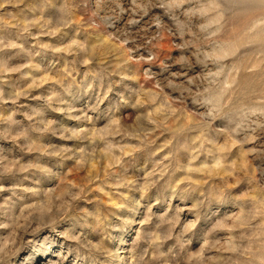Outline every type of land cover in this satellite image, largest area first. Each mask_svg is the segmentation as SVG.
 <instances>
[{
	"label": "rangeland",
	"instance_id": "rangeland-1",
	"mask_svg": "<svg viewBox=\"0 0 264 264\" xmlns=\"http://www.w3.org/2000/svg\"><path fill=\"white\" fill-rule=\"evenodd\" d=\"M0 264H264V0H0Z\"/></svg>",
	"mask_w": 264,
	"mask_h": 264
}]
</instances>
